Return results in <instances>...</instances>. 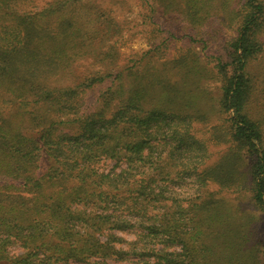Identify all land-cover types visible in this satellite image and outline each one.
Masks as SVG:
<instances>
[{
    "label": "trees",
    "instance_id": "obj_1",
    "mask_svg": "<svg viewBox=\"0 0 264 264\" xmlns=\"http://www.w3.org/2000/svg\"><path fill=\"white\" fill-rule=\"evenodd\" d=\"M138 1L154 11L156 0ZM160 1L195 22L207 0ZM221 1L222 19L235 21L236 35L226 42L228 59L212 70L220 81L219 110L236 147L233 165L248 167L251 201L264 211V127L247 108L255 89L249 63L264 48V0ZM89 2L0 0V264H107L135 250L145 264H216L208 253L222 251L228 253L217 256V264H243L234 255L236 243L207 247L200 218L194 216L188 229L175 197L156 192L157 180L168 178L173 166L220 185L227 183L223 177L231 179L222 163L213 173L199 172L209 151L186 128L191 97L176 85L151 83L148 89L141 79L135 82L137 74L116 64L113 48L102 52L106 64L75 84H48L73 56L93 52L99 30L85 25L98 16L86 8ZM101 82L111 95L104 110L114 104L109 115H82V94ZM65 120L76 130L62 131ZM101 160L114 161L113 170L99 171ZM134 215L138 222H128ZM130 226L141 230L131 252L116 246L122 239L113 232ZM174 242L179 252L169 250ZM13 247L22 252L12 253ZM257 250L258 244L256 256Z\"/></svg>",
    "mask_w": 264,
    "mask_h": 264
},
{
    "label": "rangeland",
    "instance_id": "obj_2",
    "mask_svg": "<svg viewBox=\"0 0 264 264\" xmlns=\"http://www.w3.org/2000/svg\"><path fill=\"white\" fill-rule=\"evenodd\" d=\"M47 1L41 0V6ZM228 1L229 6L239 5L236 4L237 0ZM220 3L223 2L207 0L200 18L189 22L181 13L164 5L160 0H156L154 11H149L138 0H90L86 8L100 14H92L93 17L98 16L97 20L85 25V30H99L92 40L93 52L81 57L73 56L74 59L69 62L68 67L48 84L51 87L75 84L79 79L88 76L93 69L100 67L99 65L106 64L101 59L105 54L102 52L113 48L117 53L116 64L121 68H130L137 74L135 82H140L141 79L142 83H148V89L151 83H165L176 85L184 91L191 97L190 111L193 113L186 120L189 123L185 124L186 128L190 127L209 151V157L199 168L200 174L213 173L217 165L222 163L232 171L231 179L223 177L227 183L220 185L212 177L203 180L204 175H182L180 169L173 166L168 178L157 180L156 192L169 193L175 197L177 209L180 208L185 216L188 229L193 224L194 216L197 220L200 218L201 238L207 247H222L227 239L238 245L233 252L240 257V262L261 264L256 257L264 261V211L256 208L251 201L248 167L243 162L233 165L234 157L230 151L236 147L229 140L226 116L219 110L217 98L220 81L212 71L218 61L225 62L228 59L226 42L236 35L235 21L227 22L228 20L222 19L223 9ZM109 23L112 28L107 31ZM259 35L264 41V30ZM192 65L196 68L192 72L194 75L186 71ZM249 70L255 89L247 108L253 116L260 117L264 127V48L249 63ZM107 85L108 83L101 82L85 89L78 108L82 115H109L114 104L111 103L110 108L104 110L105 98L109 100L111 97ZM157 91L160 95V90ZM75 125L65 120L59 127L62 131H75ZM114 165V161L101 160L97 163V169L108 173L113 170ZM241 169L245 176L240 174ZM126 219L133 224L138 222L136 216H127ZM113 232L122 239L116 242V246L131 252L141 230L138 226H130L115 229ZM105 235L102 239H105ZM178 244L172 243L169 250L179 252L181 248ZM257 244L256 256L254 246ZM13 252L20 254L22 250L13 247ZM134 253L138 251L135 250ZM134 253L127 254L120 260L107 259V264H145ZM227 253L228 251H222L215 256L210 252L208 254L217 264L220 260L216 257L221 254L225 257Z\"/></svg>",
    "mask_w": 264,
    "mask_h": 264
}]
</instances>
